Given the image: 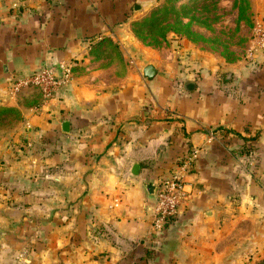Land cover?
<instances>
[{
  "label": "crops",
  "instance_id": "obj_1",
  "mask_svg": "<svg viewBox=\"0 0 264 264\" xmlns=\"http://www.w3.org/2000/svg\"><path fill=\"white\" fill-rule=\"evenodd\" d=\"M152 1L0 0V123L17 116L0 141V264H214L215 241L227 252L243 226L237 257L264 250V54L228 69L148 63L151 80L110 83L117 29ZM59 64L70 76L51 99L10 94ZM192 150L186 201L157 233L147 187Z\"/></svg>",
  "mask_w": 264,
  "mask_h": 264
},
{
  "label": "rangeland",
  "instance_id": "obj_2",
  "mask_svg": "<svg viewBox=\"0 0 264 264\" xmlns=\"http://www.w3.org/2000/svg\"><path fill=\"white\" fill-rule=\"evenodd\" d=\"M261 10L264 0H153L143 12L140 9L134 13L127 26L117 29L115 49L120 63L117 58L115 74L113 67L108 68L107 59L103 60L110 79L107 81L118 84L124 81L120 75L142 79L141 69L148 63H153L159 72L172 71L181 57L186 65L194 68L203 65L206 70L253 64L247 54L254 31L264 23ZM184 77L178 84L187 80ZM16 119L17 116L8 117L5 122H11L0 123V141L9 136ZM1 162H6L3 157ZM7 162L11 163L9 159ZM251 237V228H236L231 232L230 248L225 253L218 238L214 264H220L223 256L230 258V264H264V250L253 252L251 248L237 257L239 245L250 242ZM260 244L263 248L264 239Z\"/></svg>",
  "mask_w": 264,
  "mask_h": 264
},
{
  "label": "built area",
  "instance_id": "obj_3",
  "mask_svg": "<svg viewBox=\"0 0 264 264\" xmlns=\"http://www.w3.org/2000/svg\"><path fill=\"white\" fill-rule=\"evenodd\" d=\"M254 34L252 48L247 54L250 62L255 60L254 55L257 52L264 54V31L258 28ZM69 76L70 67L67 65L45 67L32 74L15 77L10 84V94L15 95L25 89L36 88L43 99H51ZM196 153V150L190 151L188 157L183 159L182 167L158 181L155 187L156 202L152 212V227L155 232H163L167 225L178 217L187 198L184 170L192 163Z\"/></svg>",
  "mask_w": 264,
  "mask_h": 264
},
{
  "label": "water",
  "instance_id": "obj_4",
  "mask_svg": "<svg viewBox=\"0 0 264 264\" xmlns=\"http://www.w3.org/2000/svg\"><path fill=\"white\" fill-rule=\"evenodd\" d=\"M141 74H142V77H143L144 79H146V80H151V79L155 76V74H156V69H155V67H154L153 65H150V64H149V65H146V66L142 69ZM187 89L192 90V89H193V86H192V85H188ZM67 127H68L67 123H63V124H62V130H63L64 132H67ZM137 169H138V166H134L133 175H136V174H137V171H138ZM147 190H148V193H149V194H153V195H154L155 188L149 186V187H147ZM152 190H153V191H152Z\"/></svg>",
  "mask_w": 264,
  "mask_h": 264
},
{
  "label": "trees",
  "instance_id": "obj_5",
  "mask_svg": "<svg viewBox=\"0 0 264 264\" xmlns=\"http://www.w3.org/2000/svg\"><path fill=\"white\" fill-rule=\"evenodd\" d=\"M8 109L5 108H0V116L5 114L7 112ZM12 113V112H11ZM13 114V113H12Z\"/></svg>",
  "mask_w": 264,
  "mask_h": 264
}]
</instances>
